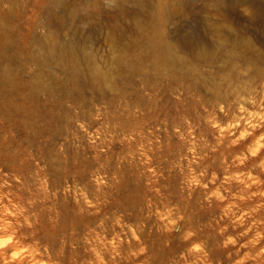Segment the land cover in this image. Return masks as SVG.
<instances>
[{
  "label": "rangeland",
  "instance_id": "1",
  "mask_svg": "<svg viewBox=\"0 0 264 264\" xmlns=\"http://www.w3.org/2000/svg\"><path fill=\"white\" fill-rule=\"evenodd\" d=\"M2 1L18 5L22 45L35 0ZM103 16L92 53L108 82L45 68L67 88L40 92L32 119L0 112V264H264V84L244 79L238 105L186 115L191 98L154 58L134 61L133 79L109 69ZM24 58L11 67L23 82L37 71Z\"/></svg>",
  "mask_w": 264,
  "mask_h": 264
},
{
  "label": "bare ground",
  "instance_id": "2",
  "mask_svg": "<svg viewBox=\"0 0 264 264\" xmlns=\"http://www.w3.org/2000/svg\"><path fill=\"white\" fill-rule=\"evenodd\" d=\"M107 1L110 8L103 12L100 0H35L32 15L21 22L26 34L18 45L12 37L18 5L11 2L6 7L0 0V60L8 62L0 63V112L32 119L37 116L40 92L53 94L67 88L66 80L46 73L45 68L56 66L70 85L79 76L108 82L92 53V31L103 13L106 31L99 43L109 52V69L133 79L143 74L134 61L144 64L154 58L156 73L171 79L176 89L191 98L186 115L198 104L207 108L208 115L223 105H238L251 95L253 87L242 85L252 78L264 84V54L244 36L256 33L264 47V0H202L193 7L191 0H166L158 6L154 0ZM206 12L217 18L206 20ZM195 26L200 32L193 31ZM131 49L134 58L125 57L123 53ZM12 52L24 55L25 65L37 67L31 79L23 82L11 70L19 61ZM186 56L194 65L186 63ZM261 142L256 140L254 146Z\"/></svg>",
  "mask_w": 264,
  "mask_h": 264
}]
</instances>
